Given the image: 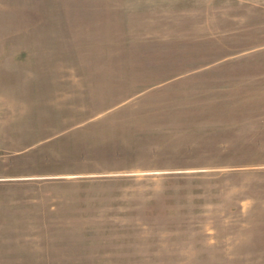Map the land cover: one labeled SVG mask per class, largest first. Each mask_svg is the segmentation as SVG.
<instances>
[{
    "label": "rangeland",
    "instance_id": "374dc122",
    "mask_svg": "<svg viewBox=\"0 0 264 264\" xmlns=\"http://www.w3.org/2000/svg\"><path fill=\"white\" fill-rule=\"evenodd\" d=\"M176 2L0 0V264H264V0Z\"/></svg>",
    "mask_w": 264,
    "mask_h": 264
},
{
    "label": "crops",
    "instance_id": "0c3cea01",
    "mask_svg": "<svg viewBox=\"0 0 264 264\" xmlns=\"http://www.w3.org/2000/svg\"><path fill=\"white\" fill-rule=\"evenodd\" d=\"M172 1L175 2V0H172ZM176 1H177L176 3H180V2L186 3L187 2V4H192L196 2L197 5H193V6L191 5L193 9L191 10L190 15H193L194 13H198L200 15L204 14L209 17L211 13H217V11H219V13L221 14H226V13L230 14V10H228V12L227 10H225L226 5L224 3L226 2V0H176Z\"/></svg>",
    "mask_w": 264,
    "mask_h": 264
}]
</instances>
